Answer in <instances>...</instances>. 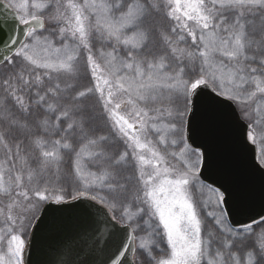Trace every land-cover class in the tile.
<instances>
[{"label":"snow or ice","instance_id":"6c2138e0","mask_svg":"<svg viewBox=\"0 0 264 264\" xmlns=\"http://www.w3.org/2000/svg\"><path fill=\"white\" fill-rule=\"evenodd\" d=\"M0 264H264V0H0Z\"/></svg>","mask_w":264,"mask_h":264}]
</instances>
